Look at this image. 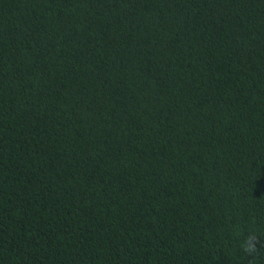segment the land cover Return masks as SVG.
Masks as SVG:
<instances>
[{"label":"trees","instance_id":"trees-1","mask_svg":"<svg viewBox=\"0 0 264 264\" xmlns=\"http://www.w3.org/2000/svg\"><path fill=\"white\" fill-rule=\"evenodd\" d=\"M0 264H264V0H0Z\"/></svg>","mask_w":264,"mask_h":264},{"label":"clouds","instance_id":"clouds-1","mask_svg":"<svg viewBox=\"0 0 264 264\" xmlns=\"http://www.w3.org/2000/svg\"><path fill=\"white\" fill-rule=\"evenodd\" d=\"M256 240H257V236H255V235H249L244 239L241 246L247 254L252 255V254H255L257 252L256 247H255V243H254V241H256Z\"/></svg>","mask_w":264,"mask_h":264}]
</instances>
